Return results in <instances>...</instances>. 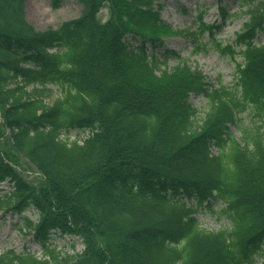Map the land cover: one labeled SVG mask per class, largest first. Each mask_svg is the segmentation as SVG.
<instances>
[{"label":"trees","instance_id":"trees-1","mask_svg":"<svg viewBox=\"0 0 264 264\" xmlns=\"http://www.w3.org/2000/svg\"><path fill=\"white\" fill-rule=\"evenodd\" d=\"M25 1L0 0V211L19 215L41 256L9 248L0 264H264V0H240L234 43L213 39L242 59L218 88L165 47L181 31L155 0H79L76 18L43 30ZM184 36L194 52L208 45ZM240 113L252 120L238 138ZM72 129L90 135L78 142ZM23 158L36 176L17 169ZM217 203L228 225L201 227L196 211ZM53 232L83 248L62 256Z\"/></svg>","mask_w":264,"mask_h":264},{"label":"rangeland","instance_id":"rangeland-1","mask_svg":"<svg viewBox=\"0 0 264 264\" xmlns=\"http://www.w3.org/2000/svg\"><path fill=\"white\" fill-rule=\"evenodd\" d=\"M161 4V19L170 22L173 29L187 30L195 29L198 24L197 12L203 10V19L206 23L216 22L218 27L215 30V37L221 40L222 44L232 43L233 34L241 28L242 22L246 16L243 15L240 8L239 0H156ZM224 5L229 14L234 15L223 18L219 16L218 5ZM82 8L78 0H62L59 7H52L50 0H26L25 13L27 20L34 24L36 29L43 30L48 27H55L60 22L66 19L75 18L80 14ZM105 12V10H104ZM258 40L264 42V32L257 34ZM208 33L198 35V40H208ZM193 40L190 37H182L180 35L168 38L165 41L167 47L178 51L182 58L192 68L201 70L206 76L205 81L217 86L219 83L229 85L234 79L235 64L231 57L227 54L219 52L216 48L210 46L206 51L202 50L197 53L191 51ZM162 50H159L161 52ZM239 59V58H238ZM178 58L170 55L166 67H172L177 64ZM55 89V88H54ZM60 91L59 89H56ZM191 102L198 108V115L202 116L204 104L206 102L202 95L190 97ZM241 121H238L236 128H232L233 134L237 137L241 135L243 125H247L252 118L247 114H239ZM239 125L241 127H239ZM72 136L75 134L71 132ZM86 135V133H85ZM26 168V162H22ZM31 177L36 176V173L29 174ZM30 177V176H29ZM6 190L9 185L3 183L0 186ZM220 206H214L215 211L207 206H202L196 213V217L200 221L203 228L218 229L219 226H227L228 221L219 215ZM28 215L36 216L33 212H26ZM19 219V215L7 214L4 216L0 212V252L14 248L16 251H33L37 255H41V247L35 242L32 235L24 234L17 230L15 222ZM52 245H56L60 250V254H74L83 248L80 238L69 235H59L52 233L50 235Z\"/></svg>","mask_w":264,"mask_h":264}]
</instances>
